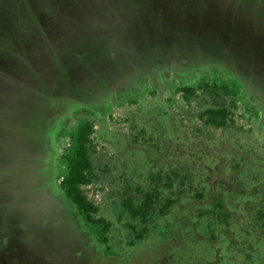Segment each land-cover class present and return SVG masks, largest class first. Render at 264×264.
I'll use <instances>...</instances> for the list:
<instances>
[{"label":"rangeland","instance_id":"374dc122","mask_svg":"<svg viewBox=\"0 0 264 264\" xmlns=\"http://www.w3.org/2000/svg\"><path fill=\"white\" fill-rule=\"evenodd\" d=\"M205 79L239 81L226 128L199 117L213 97L177 90ZM85 104L84 189L116 255L44 173L40 131L62 152V110L69 130ZM151 190L179 200L131 244L123 199ZM218 200L227 222L206 214ZM263 207L264 0H0V264H264Z\"/></svg>","mask_w":264,"mask_h":264},{"label":"trees","instance_id":"16d2710c","mask_svg":"<svg viewBox=\"0 0 264 264\" xmlns=\"http://www.w3.org/2000/svg\"><path fill=\"white\" fill-rule=\"evenodd\" d=\"M238 85L236 80L233 84L229 81L221 80H202L197 84L185 85L177 90L182 93L186 101H191L195 97L209 96L213 97L214 102L207 104L206 107L199 113L200 119L207 125L217 129L226 128L234 121V107L238 102ZM202 94V95H201ZM227 97H231L230 103L226 101ZM130 102L136 101V97L129 96ZM84 105V104H81ZM85 107H87L85 109ZM85 117L79 122L67 129L66 119L70 115L73 108H66L63 111L64 117L61 118V127L58 132L61 136H67L69 142L66 148L60 152L55 146V143L50 139V133L43 126L40 131L41 140H43L42 149L50 156V163L54 165V170L50 171L49 177H56V189L61 196L70 203L78 215L89 227V230L94 235L96 240L105 249L112 253L111 235L114 223L99 214L100 208L94 200L90 199L85 192L84 187L95 183L97 179L96 165L94 163V153L97 146L93 139L95 133V121L90 118V115L95 113V107L85 104ZM97 113V112H96ZM98 116V115H97ZM45 124V122H44ZM61 164L64 167V172L59 173L56 170ZM158 195L155 190L145 191L140 198L129 195L123 199L122 212L126 213L134 221H137L141 227L129 224V231L132 234V242L146 238L150 232L149 223L151 218L157 212L160 215L165 214L176 202L179 197H169L164 202L158 201ZM206 214L215 215L221 221L227 222L229 213L225 211L223 203L218 200L215 208L207 211ZM257 218L264 225V207L258 211Z\"/></svg>","mask_w":264,"mask_h":264},{"label":"flooded vegetation","instance_id":"af4514ba","mask_svg":"<svg viewBox=\"0 0 264 264\" xmlns=\"http://www.w3.org/2000/svg\"><path fill=\"white\" fill-rule=\"evenodd\" d=\"M48 160H51V156L50 155H49V159ZM51 170H54V165L49 164V166H47V170L44 173L46 175H49Z\"/></svg>","mask_w":264,"mask_h":264}]
</instances>
